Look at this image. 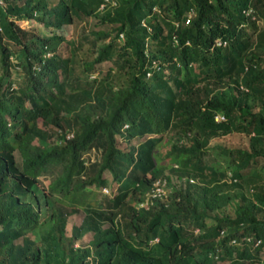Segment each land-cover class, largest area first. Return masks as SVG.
Listing matches in <instances>:
<instances>
[{"label": "trees", "instance_id": "1", "mask_svg": "<svg viewBox=\"0 0 264 264\" xmlns=\"http://www.w3.org/2000/svg\"><path fill=\"white\" fill-rule=\"evenodd\" d=\"M0 264H264V0H0Z\"/></svg>", "mask_w": 264, "mask_h": 264}, {"label": "rangeland", "instance_id": "2", "mask_svg": "<svg viewBox=\"0 0 264 264\" xmlns=\"http://www.w3.org/2000/svg\"><path fill=\"white\" fill-rule=\"evenodd\" d=\"M23 28H34L37 27L38 31H42V27L39 26L36 23H29V22H21L20 23ZM97 30H103L105 32H109L111 30V26L108 25H102L99 24L98 20L95 18H81V19H75V22L73 25L64 27L61 31H56L58 34L63 35L66 38V42L63 43L59 49V53L63 57H67L69 55V44L67 42H70L72 40H81L83 36L90 35L92 31ZM46 33H49L46 31ZM104 44L103 42L100 44ZM109 64H103L101 68L100 73H104L106 69L108 68ZM101 75V74H100ZM249 136L242 135V134H231L226 136H220L218 138H214L210 142L209 146V156L213 158L212 163L215 165L216 168L220 169L221 171H227L228 173L231 172L228 162L224 157L220 154L219 147H225V148H248L249 145ZM139 141L136 140L134 144H138ZM119 146L121 148L125 147L124 142H119ZM88 163H92L94 160L97 159V154L91 153L88 156ZM263 164V162H261ZM106 178L111 181V178L109 177V174L105 175ZM115 188L111 186L107 190H104L103 193L105 195H110L112 191H114ZM84 217V213H80L70 219L69 224V232L71 230L72 225H79ZM80 245V244H77Z\"/></svg>", "mask_w": 264, "mask_h": 264}, {"label": "built area", "instance_id": "3", "mask_svg": "<svg viewBox=\"0 0 264 264\" xmlns=\"http://www.w3.org/2000/svg\"><path fill=\"white\" fill-rule=\"evenodd\" d=\"M107 1H109V0H107ZM114 4H116V3H114ZM217 45H219V46L226 45V42L218 40ZM224 120H225L224 116H222V115L216 116V121H224ZM166 183L167 182L164 180L157 181L155 183L152 191L148 194V198H147L146 202H144L142 205H147L152 198L164 199L167 196V184Z\"/></svg>", "mask_w": 264, "mask_h": 264}]
</instances>
